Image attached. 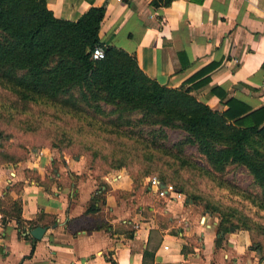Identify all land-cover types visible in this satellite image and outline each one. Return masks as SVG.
Masks as SVG:
<instances>
[{
	"label": "crops",
	"instance_id": "1",
	"mask_svg": "<svg viewBox=\"0 0 264 264\" xmlns=\"http://www.w3.org/2000/svg\"><path fill=\"white\" fill-rule=\"evenodd\" d=\"M101 3L100 40L159 83L189 86L218 109L229 97L264 104V0H46L67 19ZM36 155L0 161V264H264L246 228L219 229L181 190L153 194L115 167L97 191L107 173L86 172L81 155ZM35 225L46 227L39 237Z\"/></svg>",
	"mask_w": 264,
	"mask_h": 264
},
{
	"label": "trees",
	"instance_id": "2",
	"mask_svg": "<svg viewBox=\"0 0 264 264\" xmlns=\"http://www.w3.org/2000/svg\"><path fill=\"white\" fill-rule=\"evenodd\" d=\"M170 1L151 4L160 7ZM104 11L105 3L91 5L76 19H67L54 15L46 0H0V85L24 104L42 98L82 118L88 104L96 110L102 100L118 110L117 120L137 110L142 122L183 128L186 140L196 143L211 164H244L261 186L258 202L264 207V153L254 145L264 143V104L249 108L229 97L227 106L218 109L200 100L189 86L159 83L132 53L100 40ZM97 43L104 48L99 58L92 52ZM151 131V136L136 139L153 148L162 129ZM203 170L213 174L209 168ZM102 184L97 191L109 189ZM236 227L240 226L218 222L222 230Z\"/></svg>",
	"mask_w": 264,
	"mask_h": 264
},
{
	"label": "rangeland",
	"instance_id": "3",
	"mask_svg": "<svg viewBox=\"0 0 264 264\" xmlns=\"http://www.w3.org/2000/svg\"><path fill=\"white\" fill-rule=\"evenodd\" d=\"M100 105L94 110L88 104L87 116L82 118L78 112L42 98L24 104L0 85V161L33 160L40 150L81 155L86 172L101 181L122 162L120 167L139 189L144 188L143 176L155 175L208 211L210 220L215 216L222 224L246 228L264 256V207L258 202L261 186L244 164H211L196 143L186 140L185 129L142 122L137 110L124 113L120 121L112 103L101 100ZM152 128L162 129L153 148L136 139L151 136ZM254 145L264 153L263 142Z\"/></svg>",
	"mask_w": 264,
	"mask_h": 264
},
{
	"label": "built area",
	"instance_id": "4",
	"mask_svg": "<svg viewBox=\"0 0 264 264\" xmlns=\"http://www.w3.org/2000/svg\"><path fill=\"white\" fill-rule=\"evenodd\" d=\"M93 55L97 58L102 57L104 54V48L101 44L97 43L94 45L92 49ZM120 174L119 173H107L104 175V181L101 187H105L106 185L112 184V180L117 178ZM142 184L147 187V189L156 195L167 197L173 196L174 198H178L182 196V192L178 189H174L173 185L168 182H164L157 178L155 175H146L143 176L141 180ZM202 220L207 225H210L208 221H206L205 216L203 215Z\"/></svg>",
	"mask_w": 264,
	"mask_h": 264
},
{
	"label": "water",
	"instance_id": "5",
	"mask_svg": "<svg viewBox=\"0 0 264 264\" xmlns=\"http://www.w3.org/2000/svg\"><path fill=\"white\" fill-rule=\"evenodd\" d=\"M46 227L41 225H35L32 228H30L29 232L36 237L41 236L42 232L44 231Z\"/></svg>",
	"mask_w": 264,
	"mask_h": 264
}]
</instances>
